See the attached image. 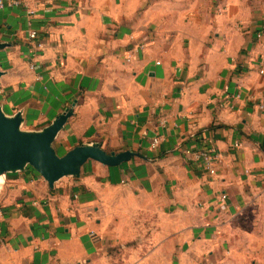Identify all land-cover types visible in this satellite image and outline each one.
<instances>
[{
  "label": "crops",
  "instance_id": "crops-1",
  "mask_svg": "<svg viewBox=\"0 0 264 264\" xmlns=\"http://www.w3.org/2000/svg\"><path fill=\"white\" fill-rule=\"evenodd\" d=\"M23 1L0 8V110L27 132L69 110L58 155H124L3 173L0 264H264V0Z\"/></svg>",
  "mask_w": 264,
  "mask_h": 264
},
{
  "label": "water",
  "instance_id": "water-1",
  "mask_svg": "<svg viewBox=\"0 0 264 264\" xmlns=\"http://www.w3.org/2000/svg\"><path fill=\"white\" fill-rule=\"evenodd\" d=\"M69 112L65 110L40 131L27 132L19 127V113L7 116L0 110V174L29 164L49 184H53L61 176L75 173L78 165L87 158L109 165L121 161L124 154H115L113 151L108 154L100 147L85 144L74 146L58 155L51 142Z\"/></svg>",
  "mask_w": 264,
  "mask_h": 264
},
{
  "label": "built area",
  "instance_id": "built-area-1",
  "mask_svg": "<svg viewBox=\"0 0 264 264\" xmlns=\"http://www.w3.org/2000/svg\"><path fill=\"white\" fill-rule=\"evenodd\" d=\"M20 4L26 6L27 14L29 16L34 14L35 10L33 8H31L28 5V3L23 1V0H0V8H4L6 6H16V5H20ZM28 24H29V26H31V20H28ZM28 36H29V38L34 39L38 36V31L29 27ZM257 36H261L260 31L257 33ZM37 46H40V43H38ZM29 67L33 68L34 64L29 63ZM259 72H261V73L264 72V59L262 60V65H261V68L259 69ZM37 78H39V76H37ZM158 142H159V136L153 137L151 140V146L152 147L157 146ZM182 151L184 154H187V155L192 154L195 158L203 160V162L207 166L209 172L210 173L215 172V168L213 166V161L215 159V152H214L213 147L202 146V147L197 148V149H193L191 147H184ZM225 197H226V194L222 193L221 199H224ZM90 234L96 235L94 231H90Z\"/></svg>",
  "mask_w": 264,
  "mask_h": 264
},
{
  "label": "bare ground",
  "instance_id": "bare-ground-1",
  "mask_svg": "<svg viewBox=\"0 0 264 264\" xmlns=\"http://www.w3.org/2000/svg\"><path fill=\"white\" fill-rule=\"evenodd\" d=\"M2 178H3V175H2V174H0V181H2Z\"/></svg>",
  "mask_w": 264,
  "mask_h": 264
}]
</instances>
